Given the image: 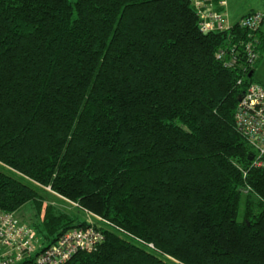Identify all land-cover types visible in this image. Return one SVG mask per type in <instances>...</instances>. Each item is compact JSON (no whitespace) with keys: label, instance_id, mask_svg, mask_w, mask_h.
<instances>
[{"label":"trees","instance_id":"16d2710c","mask_svg":"<svg viewBox=\"0 0 264 264\" xmlns=\"http://www.w3.org/2000/svg\"><path fill=\"white\" fill-rule=\"evenodd\" d=\"M198 21L190 0H0V210L32 205L49 246L86 225L53 193L159 251L103 229L65 264H264V168L234 122L264 35L249 77L215 58L239 31Z\"/></svg>","mask_w":264,"mask_h":264},{"label":"built area","instance_id":"2783aa9c","mask_svg":"<svg viewBox=\"0 0 264 264\" xmlns=\"http://www.w3.org/2000/svg\"><path fill=\"white\" fill-rule=\"evenodd\" d=\"M198 17L201 33L228 32L235 28L241 36L236 44L228 41L220 47L215 58L226 69H238L242 75L250 72L260 58V33L264 22L260 12H249L231 23L225 13L226 2L219 0L217 7L211 0H190ZM240 79L238 84H241ZM234 122L237 132L253 151L252 166L264 168V87L250 83L238 102ZM49 191V189H47ZM58 196V195H56ZM59 198H62L58 196ZM63 199V198H62ZM86 225L67 230L47 246L35 242L36 232L22 223L15 213L0 210V264H65L80 252H92L104 240L103 229L115 232L147 249L159 251L152 243L136 238L107 220L85 212Z\"/></svg>","mask_w":264,"mask_h":264},{"label":"crops","instance_id":"0c3cea01","mask_svg":"<svg viewBox=\"0 0 264 264\" xmlns=\"http://www.w3.org/2000/svg\"><path fill=\"white\" fill-rule=\"evenodd\" d=\"M218 1L219 0H211V2L214 4L216 9H218L217 7ZM224 1L226 2V7L224 10L225 13L227 14L228 20L231 23L236 22L238 19H240L247 13L253 11L262 13L264 17V0H249L246 1L245 3L242 4L239 3L237 5L230 4L229 0L228 1L224 0ZM230 7H232V9ZM261 33L264 35V22L262 24ZM253 82L264 87V54L260 58V61L254 70Z\"/></svg>","mask_w":264,"mask_h":264},{"label":"rangeland","instance_id":"374dc122","mask_svg":"<svg viewBox=\"0 0 264 264\" xmlns=\"http://www.w3.org/2000/svg\"><path fill=\"white\" fill-rule=\"evenodd\" d=\"M246 1H249V0H229L230 4H233V5H237L239 3L242 4V3H245ZM230 8L232 9V7H230ZM42 196L45 197L44 198L45 204L52 203L53 205H55L57 208H59L60 210H62L64 212H71V213L77 214L82 220L88 219L85 213L75 212L73 210V208H75V207L70 205L67 201L60 199L59 197L55 196V194L53 195V193L51 194L49 192H46V193L42 194ZM34 213L35 212H34L33 206L32 205H26L17 212V217L22 222H24L25 224H28L30 216L33 215ZM35 238L37 239V241H35V242L41 243L43 240L42 237L39 236L38 234H37V236H35ZM43 244H45V243H43Z\"/></svg>","mask_w":264,"mask_h":264},{"label":"water","instance_id":"95a60500","mask_svg":"<svg viewBox=\"0 0 264 264\" xmlns=\"http://www.w3.org/2000/svg\"><path fill=\"white\" fill-rule=\"evenodd\" d=\"M242 95H243V93H241V94L238 96L237 101H240V100H241ZM251 160H252V157L250 156V157H249V161H251Z\"/></svg>","mask_w":264,"mask_h":264},{"label":"bare ground","instance_id":"6f19581e","mask_svg":"<svg viewBox=\"0 0 264 264\" xmlns=\"http://www.w3.org/2000/svg\"><path fill=\"white\" fill-rule=\"evenodd\" d=\"M253 70V69H252ZM252 70L250 72H248V76L250 77L252 75ZM239 102V101H238Z\"/></svg>","mask_w":264,"mask_h":264}]
</instances>
